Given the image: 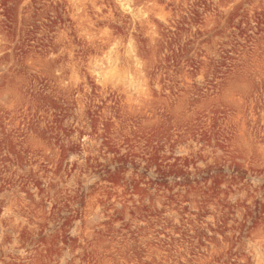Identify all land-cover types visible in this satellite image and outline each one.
<instances>
[{
  "label": "rangeland",
  "instance_id": "obj_1",
  "mask_svg": "<svg viewBox=\"0 0 264 264\" xmlns=\"http://www.w3.org/2000/svg\"><path fill=\"white\" fill-rule=\"evenodd\" d=\"M0 264H264V0H0Z\"/></svg>",
  "mask_w": 264,
  "mask_h": 264
}]
</instances>
